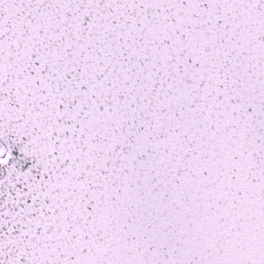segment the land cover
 Here are the masks:
<instances>
[{"label": "snow or ice", "instance_id": "snow-or-ice-1", "mask_svg": "<svg viewBox=\"0 0 264 264\" xmlns=\"http://www.w3.org/2000/svg\"><path fill=\"white\" fill-rule=\"evenodd\" d=\"M0 264H264V0H0Z\"/></svg>", "mask_w": 264, "mask_h": 264}]
</instances>
